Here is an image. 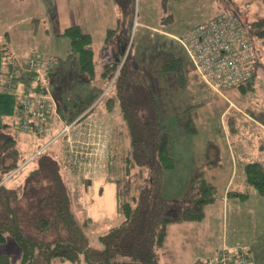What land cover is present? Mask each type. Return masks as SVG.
Masks as SVG:
<instances>
[{
	"label": "rangeland",
	"instance_id": "374dc122",
	"mask_svg": "<svg viewBox=\"0 0 264 264\" xmlns=\"http://www.w3.org/2000/svg\"><path fill=\"white\" fill-rule=\"evenodd\" d=\"M37 1L43 4L53 2ZM113 2L115 11L112 0L85 2L87 11H93V15L97 13V17H92L90 13L97 23L87 26L93 37L99 68L96 78L92 80L88 73L79 71L77 58L70 56V39L61 33L63 16L61 19L57 15L60 9L55 3H52L50 10L46 6L34 7V0H0V43L11 47L16 56L27 57L37 53L42 57H55L57 72L52 84L62 114L61 120L65 116L63 118L71 122L76 104L98 94L93 104L97 117L89 116L85 120L82 116L88 114L86 109L77 117L85 121L79 123L78 127L70 128L69 134L64 132L61 135L59 133L65 123L58 120L60 125L55 127L56 130H51V125L57 122L53 120L44 133H33L39 139L29 152L24 153L29 156L44 147V150L63 157L66 162L63 171L72 190L73 207L79 217L90 219L88 233L92 243L96 242L100 233L117 225L121 216L117 212L116 184L109 179L115 177L116 173L108 174L107 161L111 142L116 141L118 146H122L129 141L124 130L121 135L117 133L121 123L119 113L115 109L109 111L105 106V93L112 81L106 83L99 77L100 64L103 59L117 58L122 65L131 51L130 45H133L139 68L158 92L163 129L172 136L177 165L163 178L164 197L177 200L182 195L194 168V160L208 140L217 142L222 155V164L209 170L210 179L219 188L220 198L207 207L202 220L169 224L160 264H214L213 260L224 244L247 245L252 263L264 264V201L259 203L260 199L254 200L253 195L244 201L221 197L232 173L230 190H241L245 185L244 165L250 161L264 164V149L259 148L261 144L264 146V130L248 117L264 121V76L263 79L257 77L254 89L246 94L239 87L218 92L207 84L208 90H203L193 80L185 84L177 80L174 74L159 76L155 71L162 64L167 49L166 37L159 30L184 34L189 28L212 19L215 13L226 7L232 11L238 9L227 0H170L167 5L161 4V0H134L132 14L125 16L121 2ZM238 2L240 11H247L252 19L262 8L260 0ZM55 10L57 14H54ZM240 14L245 17L242 12ZM109 29L116 32L103 55L98 56ZM173 48L185 53L179 42H175ZM189 64L188 72L192 73L194 69L190 61ZM8 69L7 62L5 72ZM192 103H196L191 113H195L200 130L193 136H187L183 132V121L185 109ZM98 116L103 119L102 122ZM230 117L234 121V129L231 128ZM9 130L5 128L3 131ZM22 139L20 137L23 146L27 145L28 140ZM118 162H113V166H119ZM0 252L7 253L13 264L21 260V248L12 237L8 236L5 242L0 243Z\"/></svg>",
	"mask_w": 264,
	"mask_h": 264
},
{
	"label": "trees",
	"instance_id": "16d2710c",
	"mask_svg": "<svg viewBox=\"0 0 264 264\" xmlns=\"http://www.w3.org/2000/svg\"><path fill=\"white\" fill-rule=\"evenodd\" d=\"M119 1L125 16L131 15L134 0ZM227 1L238 9L236 13L245 15L242 17L260 47L252 78L236 86L247 94L254 89L257 77L264 76V0H260L262 8L253 19L247 11H240L238 0ZM167 3L168 0H162V4ZM115 32L107 30V44ZM63 33L70 39L69 53L77 58L79 71L88 73L94 80L99 70L92 35L78 24L66 27ZM130 48L122 65L118 59L107 58L100 64L99 77L106 83L112 81L105 93V106L119 113L121 123L117 133L121 135L124 130L129 142L122 146L111 142L107 161L108 174L116 173L109 179L116 184L121 221L100 233L95 243L88 233L90 219L79 217L73 207L63 157L45 149L19 168L28 158L20 147V131L15 123L0 126V243L9 236L20 246L18 264H160L169 224L202 220L207 207L220 198L219 188L209 176L210 169L222 164L221 149L213 140H208L194 160L182 195L177 200L164 197L163 178L177 165L172 136L161 124L158 92L139 68L136 49L133 45ZM6 55L11 58L7 49ZM163 58L162 64L155 68L159 76L174 74L180 82L186 84L193 80L198 88L208 90L195 70L188 72L190 59L186 52L172 46L166 49ZM97 95L76 104L71 120L91 106L87 113L92 112ZM195 104L185 109L183 132L187 136L200 130L195 113H191ZM230 119L234 129V121ZM5 128L11 132L3 131ZM118 160L119 166H113ZM244 172L247 183L264 194V164L247 162ZM227 195L244 198L247 193L228 190ZM0 264L13 263L7 253L0 252Z\"/></svg>",
	"mask_w": 264,
	"mask_h": 264
},
{
	"label": "built area",
	"instance_id": "2783aa9c",
	"mask_svg": "<svg viewBox=\"0 0 264 264\" xmlns=\"http://www.w3.org/2000/svg\"><path fill=\"white\" fill-rule=\"evenodd\" d=\"M172 38L183 47L194 70L214 91L239 86L254 74L259 43L249 30L247 22L235 11H223ZM55 64L54 57H42L37 53H32L24 60L15 57L9 59L4 87L17 94L15 125L20 131L42 134L51 121L61 120L52 84ZM82 117L66 122L59 134H69L70 128L78 127L79 123L87 119ZM43 150L44 147H41L34 151L19 168L31 162ZM249 251L247 245H224L213 262L253 264Z\"/></svg>",
	"mask_w": 264,
	"mask_h": 264
},
{
	"label": "crops",
	"instance_id": "0c3cea01",
	"mask_svg": "<svg viewBox=\"0 0 264 264\" xmlns=\"http://www.w3.org/2000/svg\"><path fill=\"white\" fill-rule=\"evenodd\" d=\"M34 1L36 2V5L34 7H41L42 8V7H45L46 6L48 9L51 10L53 8V4L52 3H55L59 7L60 12L57 14V11L55 10L54 11V14H57L58 16L60 15L61 16V19H62V16H63V23H62L61 29H60L61 30V33L64 32V29L66 27H68L70 25H73V24H78V25H80L82 27V29L84 31L89 32L87 30V26L88 25L89 26H92L94 23H97V20H95L96 18H94V19L92 18V17H95L97 15V13L95 12V15H93V11L91 13V11L89 12L85 8V2H86V0H53L52 3L51 2L49 3V1H48L46 4H43L41 1L40 2H38L37 0H34ZM95 1L98 2V0H95ZM169 1L170 0H168V3H169ZM40 3H41V5H40ZM111 4H112V7H113V11H115V8L114 7L116 5H114L115 3L113 2V0H112V3ZM161 4H162V0H161ZM57 6L55 8H57ZM223 11H224V9L222 11H220V12H223ZM220 12L215 13L211 18H213L214 16H216ZM261 12H263V11H261ZM90 13L92 14V17H91V14ZM190 29L191 28H189L188 30H190ZM159 31L163 34V36L166 37V39H165V46H166V48L172 47L175 42H178L176 39L172 38L173 36H180V35L183 34V33H181V34L172 33V32L167 31V30H159ZM92 39H93V37H92ZM7 41L9 42V40H7ZM106 44L107 43L105 41L100 46V51L97 53L98 56H102L103 55V53L105 52V46H106ZM107 45L109 46L110 44H107ZM6 49H7V53H10L11 54V58L15 57V58L18 59V57H19L22 60H24L25 57H26V56L23 57L22 55H20V56L17 55L16 56V52L12 51L11 47L9 48L5 43H0V126L2 124H4V123L13 124V123L16 122L17 94H16V92H14L12 90H7L4 87V76H5V73H6L5 70H4V66L5 67L7 66V60H8V58H10V56L8 57V55H6ZM100 59H101V57H100ZM100 59H99V61L102 60V59L101 60ZM98 70H99V68H98ZM53 72L55 74L57 72V69H55V66H54V71ZM54 75H52V79H53V76ZM54 91H55V88L53 86V92ZM54 96H55V94H54ZM55 98H56V96H55ZM57 110L59 112V104H58V101H57ZM59 114L62 115L60 112H59ZM89 114H91V115H89ZM89 116H91V117L96 116L95 111L93 113H91V112L88 113L85 117L88 118ZM63 117H65V116H62V120L63 121L61 120L62 122H60V123H63V122L66 123V122H68ZM248 117L250 119L255 120V123L264 130V121L263 120L258 119V118H255L253 116H248ZM99 118H100V120L102 122L103 119L101 117H99ZM60 123L57 120V122H55V123H53L51 125L50 129L51 130L52 129H55L56 130L55 127H58V125H60ZM50 129H49V132H50ZM20 137H21V139L23 137V138H26L28 140V142H26V144L27 143L28 144L27 145H24V146H23V143L21 142V141H23V139L20 141V147H21V149L23 151H27V152H29L32 149L34 142L38 141V139H39V136L38 135L36 136L34 134H28V133H24V132L23 133L22 132L20 133ZM259 148L260 149H264V146L261 144L259 146ZM233 174L234 173H232L230 175L229 180H228L227 184L225 185L226 186L225 187V191H224L223 195L221 196L222 199L239 198L241 201H244V200H248L251 197V195H253V199L254 200L260 199L259 203L262 202V201H264V194H261L255 188L250 187V185L246 181V178L244 179V181H245V185L243 186L244 188L241 189V190H236V191L246 192L247 193V196L246 197L241 198L239 196L237 197V196L227 195L228 190L231 189V188H229V182L231 181ZM224 245H227V244H224Z\"/></svg>",
	"mask_w": 264,
	"mask_h": 264
}]
</instances>
